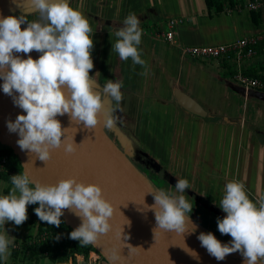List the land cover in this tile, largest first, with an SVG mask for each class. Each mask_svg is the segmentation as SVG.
<instances>
[{"label":"clouds","instance_id":"1","mask_svg":"<svg viewBox=\"0 0 264 264\" xmlns=\"http://www.w3.org/2000/svg\"><path fill=\"white\" fill-rule=\"evenodd\" d=\"M27 3L32 11L39 13V19L30 21L22 14L0 17V79L3 93L11 96L13 103L23 110L14 121L7 122L8 130L18 133L17 144L22 151L46 162L52 150L62 145L66 153L76 151L77 144L74 139L66 138V128L58 116L67 114L76 124L93 129L103 115L105 128L116 126L118 117L114 112L123 111L119 107L123 81L109 79L97 90L98 84L90 75L94 68L91 54L94 30L89 19L70 6L69 0H27ZM25 22L27 26L22 29ZM114 35L117 39L112 50L121 60L130 58L134 65L144 67L142 75H147V62L139 47L143 29L138 16L130 13ZM32 51L39 52V57L34 59L30 55ZM18 53L28 54L27 58ZM105 95L111 99L110 107H105ZM11 184L10 191L0 195V228L3 229L0 261H7L11 248L15 247V237L4 227L6 222L22 225L28 219L30 204L39 205L34 209L35 214L48 225L59 227L65 210L79 217L80 225L69 235L79 241L80 247L97 245L101 236L112 229L114 206L97 183H85L71 176L45 184L33 180L25 170L12 175ZM174 187L175 191L164 188L151 191L154 203L147 204V211L155 215L154 233L161 230L185 238L198 227L190 218L193 204L184 195L191 185L187 179H178ZM219 207L226 215L217 219L218 230L232 239L222 243L214 233L200 232L197 239L201 247L218 261L239 252L244 264H261L264 261V197L254 202L246 193L245 184L233 180L225 185ZM133 249L130 247V252ZM183 250L199 260L198 253L187 246L185 239ZM107 257L109 264L121 261L120 245H113ZM67 264H72V260Z\"/></svg>","mask_w":264,"mask_h":264},{"label":"crops","instance_id":"2","mask_svg":"<svg viewBox=\"0 0 264 264\" xmlns=\"http://www.w3.org/2000/svg\"><path fill=\"white\" fill-rule=\"evenodd\" d=\"M225 2L226 8L216 12L208 8L206 0H69L70 6L80 9L89 19L94 30V48L91 53L94 68L90 70V75L101 88L109 79L123 81L121 88L123 99L119 105L123 111L116 109L114 112V115L118 117L116 126L105 129L110 135L111 133L114 135L111 136L115 142L130 158L139 154L137 157L141 159L149 143V139H144V133L151 137L150 130L144 123L147 115L143 114L148 111V100L152 98L155 102L176 103L172 96L160 97L159 85H169L171 81L177 82L200 103L202 100L209 107L211 106L209 112L214 116L202 118L194 115L198 123L215 121L220 117L224 121L233 120L225 121L226 125L234 126V129L240 131V135H235L232 137L234 140H230L232 145L227 148L229 154L227 153L223 159L222 153L220 157L210 154L207 159L203 158L204 150L201 146L205 144L200 139L206 132L204 126L198 132L200 137L196 146L193 148L187 146L191 140L188 138L191 137H188L189 141L183 145L184 161L175 164L179 170L174 174L177 177L174 178L175 176L171 175L170 179H164V187L157 185L159 188L175 191L174 186L177 180L187 179L191 189H186L184 195L193 207L203 206L212 210L210 215H203L207 219L206 224L200 223L228 243L232 239L231 236L222 235L217 225V219H223L226 215L219 207L225 185L230 181L238 180L245 184L246 193L254 202L264 197V91L251 89L246 94L234 91L230 84L234 83L238 86L240 84L234 82L233 75L236 67L233 64L214 61L205 64L183 54L178 46L156 35V30H162L158 28L159 24L166 23L165 30L169 29L170 19L178 21L174 29L177 40L180 44L188 46L230 43L245 36L258 34L264 29L263 9L260 18L256 19L251 11L238 10L237 5L244 0H236L233 5L229 4L230 10L227 9L229 1ZM142 9L146 11L143 15L139 13ZM130 13L138 16L140 27L143 29L142 43L139 47L142 49V58L147 62V75H142L145 72L144 67L134 65L130 58L127 61L121 60L118 53L112 50V44L117 39L114 33L123 26L124 19ZM161 13H165V18H162ZM21 14L30 21L39 19V13L32 10ZM149 17L153 18V24L146 22ZM108 21L110 24L107 23ZM21 26L25 28L27 22ZM263 44L264 41L257 46V56L244 62L245 73L251 71L259 78L264 77ZM104 104L105 107H110L111 99L107 95L104 97ZM248 110L251 115H248ZM254 116L257 120L253 119ZM101 119L103 123V115ZM259 119L263 121L260 122L263 130H260L257 135L258 133L252 131L254 126L252 123H259ZM223 128L220 133L216 131L215 140L212 143L221 151L222 147L225 149L229 142L227 141L229 128L226 126ZM189 157L191 162L188 160ZM141 163L143 169L151 170L150 163L145 160ZM189 163H192L194 167L192 173L185 170ZM162 165L160 161L157 167L161 168ZM170 165L174 166L173 160ZM207 167L209 169L204 171ZM203 173H205V179L201 178ZM145 174L148 176L147 172ZM11 188L7 180L0 178V190L6 193ZM27 213V222L31 227L25 228V223L19 226L22 228L21 238H27L26 241L20 244L17 232L5 227L8 234L15 237V247L11 248V256L8 260L1 261L2 264L6 262L9 264H60L48 256L40 257L38 260L30 257V250L25 245L33 244L44 237L39 234L37 222L30 221V213ZM97 256V253L95 254L91 249L87 254L75 253V258L69 259L72 260V264H101Z\"/></svg>","mask_w":264,"mask_h":264},{"label":"water","instance_id":"3","mask_svg":"<svg viewBox=\"0 0 264 264\" xmlns=\"http://www.w3.org/2000/svg\"><path fill=\"white\" fill-rule=\"evenodd\" d=\"M30 10L32 9L27 0H0V17L17 16ZM107 23L110 24L109 21ZM21 28L23 29L22 26ZM17 55L27 58L28 54ZM30 55L36 59L40 53L32 51ZM2 84L3 80L0 79V143L11 148L18 156L22 172L27 170L33 180L45 184L57 183L60 179L71 176L85 183H97L101 185L105 198L113 204L114 214L110 220L112 229L101 236L97 245H91L93 252L103 259L102 264H109L107 253L113 245H120L123 257L116 264H244L239 252L229 254L221 261L209 255L197 239L200 232L209 230L191 215V220L198 227L196 232L186 234L185 238L161 230L153 232L155 215L153 211H147V206L154 203L150 192L160 188L120 148L103 126L102 119L95 128L88 129L82 123L71 121L67 114L57 117L66 128V138L70 141L74 139L77 144L73 153H66L62 145L52 150L51 158L44 162L35 154L22 151L17 144L18 133L10 132L7 122L14 121L23 110L13 103L11 96L3 93ZM170 85L176 103L184 112L202 118L214 116L209 112L210 109H206L180 84L171 81ZM230 87L243 94L251 91L234 83ZM99 88L100 84L97 85V89ZM62 218L73 230L81 223V219L69 210L64 211ZM215 236L222 243H227ZM184 239L187 246L198 253L199 260L193 259L183 250ZM130 247H134L132 252Z\"/></svg>","mask_w":264,"mask_h":264},{"label":"rangeland","instance_id":"4","mask_svg":"<svg viewBox=\"0 0 264 264\" xmlns=\"http://www.w3.org/2000/svg\"><path fill=\"white\" fill-rule=\"evenodd\" d=\"M246 1L247 0H244V2L242 3H246ZM145 12H146L145 9H142L139 13L143 15L145 14ZM161 14H162V18H165L164 17L165 13H161ZM152 19H153L152 17H149V19L148 18L146 19V22L153 24L154 22H152ZM165 24L166 23L159 24L158 28L165 30L166 29ZM194 59L201 61L205 64L210 63L208 60H205V59H199V58H194ZM204 83L202 85H204ZM158 90H159V94L161 98H164L167 96L174 97L170 83L169 85H163V84L159 85ZM174 101H175V98H174ZM200 101L206 109H211V106L209 107L207 103H205L202 100ZM148 102H149L147 106L148 111L147 112L145 111L143 114L147 115V119L146 118L144 119V123L145 125L148 126L151 137H148L147 133H144V139L146 140L149 139V143L148 145H146V152L143 153L144 156L140 154L142 156V158L140 159L139 157H137L139 154H137L136 156H132L131 158L143 172L145 171L148 173V177L156 185H161L162 187H164V182H163L164 179H168L169 176L172 177L171 175H174L177 173V171H179L175 167V164H180L184 161L183 145L191 139L189 141L190 144H188L187 146H189V148L191 147L193 148L194 146H196V144L198 143L197 142L198 138L200 137L198 133L200 132V128H203L205 126V130L206 132H208V133L204 132L201 135V139H200V141L205 144V146L200 145L201 148H203V150L205 151V154H204V151L202 153L203 158L205 159H207V157H209L210 154H212L214 157H220L221 153H222V159H223L227 153L229 154V151L227 148L228 147L230 148V146L232 145L230 143V140L231 141L234 140V138L232 137L235 135H238V136L240 135L239 130L234 129L235 127L232 125H226V122L223 121L221 117L216 119L215 121H203V122L201 121V123H198L196 122L194 115L187 114L186 112H184L183 109L177 103L155 102V100H153L152 98H150ZM248 115H251L250 110H248ZM253 119L257 120V117L254 116ZM260 122H263V121L259 119V123L258 122L252 123L254 125L252 126V131L254 133H258L257 135H259L260 130L261 131L263 130ZM225 126L229 128L228 129V139H227V141L229 142H228V146L225 149L222 147V151H221L219 147L217 146L215 147V145L212 143L215 140L216 131H218L219 133L222 132V130L224 129L223 127ZM111 135L114 136L112 133ZM188 137H191V138H188ZM187 138L189 140H187ZM0 147L4 148L7 146L0 143ZM142 160H145L151 164V170L143 169V166L141 163ZM170 160L171 161L173 160L174 166L170 165L171 164ZM188 160L189 162H191L190 157ZM160 161L163 163V165L161 166V168H158L157 164ZM187 166H189L188 169H187ZM187 166L185 170L189 173H192L194 170L193 164L189 163ZM208 169L209 167L205 168L204 171H207ZM174 176H175L174 178L177 177L176 175ZM201 178L202 179L206 178L205 173H203ZM7 181L12 186L11 180H7ZM7 193L8 192L4 193L3 190H0V195H6ZM27 212L30 213V216L32 213H34L32 204L28 205ZM210 213H212V210H208L206 207H203V206H198L197 208L193 207V211L190 215L196 218L197 221L205 225L207 219L204 218L203 215H206V214L210 215ZM24 223L26 225L25 228L31 227L29 223L27 222V220ZM6 226L9 228V230H14L17 232L20 244L22 243V241L27 240V238L26 239L24 237L21 238L20 234L22 233V228H19V226H16L13 222H6L4 227ZM2 230L3 229L0 228V231ZM5 264H9V263L6 262Z\"/></svg>","mask_w":264,"mask_h":264},{"label":"built area","instance_id":"5","mask_svg":"<svg viewBox=\"0 0 264 264\" xmlns=\"http://www.w3.org/2000/svg\"><path fill=\"white\" fill-rule=\"evenodd\" d=\"M229 1V0H225ZM238 10L247 9L251 12H258L264 8V0H248L246 3H239ZM227 9L230 10V5L227 3ZM178 21L170 19L168 30H156V35L167 40L172 45L180 47L185 55L193 58L205 59L218 63L229 62L236 67L233 79L246 89H258L264 91V79L253 77L245 73L244 62L258 55L257 46L264 41V29L258 34L245 36L230 43L209 45V46H188L180 44L177 40L174 29ZM155 32V30H154ZM264 51V44L262 45ZM8 156L0 157V173L7 172L11 176L18 174L15 170H7ZM97 260L103 261L100 255ZM0 264L2 262L0 261ZM102 264V263H101Z\"/></svg>","mask_w":264,"mask_h":264},{"label":"trees","instance_id":"6","mask_svg":"<svg viewBox=\"0 0 264 264\" xmlns=\"http://www.w3.org/2000/svg\"><path fill=\"white\" fill-rule=\"evenodd\" d=\"M235 1L236 0H229V4L233 5ZM206 2L208 8L213 9L216 12H221L226 8L225 0H206ZM263 10L253 12L254 17L256 19L260 18ZM246 74L256 77L251 73V71H246ZM261 78L264 79V77ZM4 155L8 156V163L6 165L7 170H15L18 173L22 172L23 168L21 166L20 159L16 154H14L11 148L0 147V157ZM0 178L11 180V175L7 172H2L0 173ZM38 206V204H32L33 211ZM61 220V225L56 227L40 221L39 218L36 217L35 213L31 214L30 221L37 222L39 234L41 237H44L41 240H36L33 244L25 245V247L30 250L31 258L38 260L40 257L48 256L51 260L58 261L61 264H67L70 257L75 258V253L87 254L88 251L92 249L91 245L87 247H80L79 241L71 239L69 234L73 229L65 223L62 217ZM57 236L59 239H57Z\"/></svg>","mask_w":264,"mask_h":264}]
</instances>
